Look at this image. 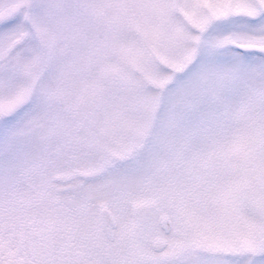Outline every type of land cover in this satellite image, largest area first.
<instances>
[{"label": "snow or ice", "instance_id": "1", "mask_svg": "<svg viewBox=\"0 0 264 264\" xmlns=\"http://www.w3.org/2000/svg\"><path fill=\"white\" fill-rule=\"evenodd\" d=\"M79 6L106 27L61 145L49 26L0 0V264H264V0Z\"/></svg>", "mask_w": 264, "mask_h": 264}, {"label": "rangeland", "instance_id": "2", "mask_svg": "<svg viewBox=\"0 0 264 264\" xmlns=\"http://www.w3.org/2000/svg\"><path fill=\"white\" fill-rule=\"evenodd\" d=\"M39 6L37 15L50 29L52 47L42 69L50 72L48 89L54 94L52 112L41 128L40 135L63 145L66 131L87 132L86 103H78L82 95L90 94L96 83L99 57L93 54V43L100 39L106 27V16L80 7L87 0H33ZM110 0H101L108 3ZM76 5L50 10L47 5ZM55 128V135H50ZM122 134V133H121ZM86 175H95L86 172ZM103 182V181H101ZM109 210L111 205L109 204Z\"/></svg>", "mask_w": 264, "mask_h": 264}]
</instances>
